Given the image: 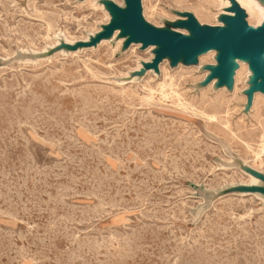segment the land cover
<instances>
[{
    "label": "rangeland",
    "instance_id": "1",
    "mask_svg": "<svg viewBox=\"0 0 264 264\" xmlns=\"http://www.w3.org/2000/svg\"><path fill=\"white\" fill-rule=\"evenodd\" d=\"M9 1L8 0H0V2H1L0 3V10L2 11V12L0 11V14H1L0 20H4V22L0 21V23H1L0 25L2 26V27L0 26L1 27L0 28V35H2V36H0V55L2 53V55L0 57V77H1L0 78V156H1L0 157V172H1L0 173V194H1L0 199L3 200V201L0 200V202H2V203H0L1 204V206H0V210H1V212H0V241H1L0 242V247H1L0 251H2V252H0V257H2V259L0 258L1 259L0 263L1 264H35V263L36 264H38V263L39 264H56V263L57 264H67V263L68 264H96V263L97 264H102V263L103 264H173L174 263L175 264V262H176L177 264H211V263L212 264L213 263L214 264H221V263L222 264H232V263L233 264H249V262H250V264H252V263L264 264V249H263L264 248V241H263L264 240V237H263L264 236V231H263L264 230V221H263L264 220V198H263L264 195H262L260 193L250 192L247 190L248 188L262 185L261 181H259V185L249 184L251 178L258 181V179H256L253 176V174L264 175V170H263L264 169V152L261 154V150H260L261 147L259 146V145H261L259 142V140H260V137H259L260 136L259 119L264 118V105L263 104L259 105V108L257 111L258 115H257L256 112H254L255 110L252 109L253 105L250 107V109H247V97L245 95V92L249 88V79L252 75L251 72H250L249 79L246 80V82H245V86L240 85V94L242 96H244L246 99L245 103L243 104L242 102H239L237 100V98L233 97L236 83H234V88L232 91H229L226 87L217 88L216 87V83L218 82L217 79L213 80L210 84H208L206 86L204 85L206 78L208 77V75H210V72L206 71L205 67L208 65H216L217 53L214 51L213 52H214L215 56L212 59V61L208 59V57H207V55L209 54L208 53L206 55L201 56L199 58V64L194 65V66H186V65H183L182 63H180V64H178L177 67H171V64H170L171 62L168 59H165L159 65V70H160L159 73H156L154 70H148V71L143 72L144 63H151L155 58V55L153 54L155 47H149V48L143 50L142 44L132 43L128 48H125V42L127 41V38H121L120 37L121 30L115 31L114 35L110 39L102 40L96 47L95 46L82 47V48H78L77 50H74V51L65 48L66 46L75 47L78 43H90L91 39L96 37V35L102 33L104 31V27L110 25L111 21L113 20V17L111 15L109 9L107 8L106 3L112 2L115 5H117L118 7L125 9L127 7L125 0H95V4L97 5L96 8L93 7L92 4H90V1H88V0H71V1L70 0H67V1L61 0V2H60V0H51V1H49V0H9ZM48 1H49L50 5H45V4H48L47 3ZM64 1H66V2H64ZM151 1H153V0H149V1L148 0H142L141 1L142 15L148 24H150L156 28H167L168 26H170V24L181 19L178 16V13H191V14H193L195 16V18L197 19V21L203 26L206 24H208L207 26H213V27H214V25L215 26L216 25L217 26L222 25L219 22V18H218L220 15H222V12H221L222 10H217L218 16H217L215 22H214V20H212V23H213V25H212L211 20H209V22H208V20H204V23H203V21L200 20V18H198V16L195 15V11L193 9L179 7L175 4L174 0H161V1L160 0H154L152 2L153 4L150 3ZM154 2H157V3H154ZM32 4H34V5H32ZM57 4H58V7H56ZM39 5H41V6L39 7ZM48 6H50V7H48ZM70 6H72V7H70ZM105 6H106V8H105ZM51 7H52V9L54 8V10H52ZM47 8H50V9H47ZM150 8H151V10H150ZM176 8L178 11L175 10ZM3 9H5V10H3ZM180 9L181 10L186 9V10H183L181 12ZM9 11H10V13H9ZM45 11H46V13H45ZM54 11H55V13H54ZM18 12H19V14H18ZM35 13H37V14H35ZM87 13H89V14H87ZM165 13H166V15H165ZM8 14H10V15H8ZM13 14H15V15H13ZM146 14H147V16H146ZM20 15H22V16H20ZM19 16H20V18H19ZM26 16H28L29 18L28 17L26 18ZM32 18L35 21L32 20ZM171 18H172V20H170ZM36 20H39V21H36ZM27 21H28V23H27ZM18 22H19V25H18ZM248 23H249V21H248ZM38 24H39V26H37ZM23 25H24V27H23ZM41 25L43 26V28ZM249 25L254 27V28L258 27L256 25H253L250 23H249ZM21 26H22V28H21ZM87 26H88V28H87ZM13 28H15V29H13ZM9 32H11L13 35H11ZM177 32L183 33L184 35H188V33L186 31H177ZM5 33L8 35H6ZM24 34L25 35L29 34L26 37L27 38L29 37L32 40H30L29 38L26 39ZM71 34H72V36H71ZM17 35H20V36H17ZM34 35L36 36V38H34L35 37ZM75 36H77V37H75ZM8 38H11V39H8ZM120 41H122V44H121L119 49H116L118 47ZM2 43L6 46H4ZM52 43H53V45H51ZM132 47H133V49L131 50ZM100 48H102V49H100ZM56 53H58V54H56ZM54 56H55V58H54ZM130 56L132 58H130ZM50 57H52V58H50ZM94 57H96V58H94ZM202 57L205 58L204 63H201V61H200ZM42 59H43V61H42ZM95 60H96V62H95ZM92 61H93V63H92ZM100 61H101V63H100ZM76 62L77 63L79 62V63L77 64ZM86 62H88L90 65ZM25 63H27V64H25ZM61 63L64 65H62ZM164 64H166L165 65V68L167 69L166 72H164L162 70V66ZM19 65H20V67H19ZM51 65H52V67H50ZM78 65H80L81 67ZM24 66H25V68H24ZM106 66H107V68H106ZM180 66L187 68L188 73L186 72L187 73L186 74V73L181 72V70L178 69ZM33 67H34V69H33ZM2 68H3V70H1ZM36 68H37V70H36ZM81 68L83 69V71ZM195 68H198V69H195ZM66 69H67V71H66ZM18 71H20V72H18ZM29 72H31L32 74ZM68 72H69V74H68ZM177 73L179 74V76ZM189 73H191V74H189ZM236 74H237V72H236ZM97 75L99 76V78ZM54 76H55V78H53ZM93 76L96 77V80L94 79ZM16 78H18V81ZM52 78L54 81L52 80ZM188 78H190V79H188ZM68 79H69V81H68ZM147 79H149V81ZM184 79H185V81H184ZM79 80H80V82H79ZM99 80H100V82H99ZM65 81H66V83H65ZM235 81H236V75H235ZM106 82H107V84H106ZM193 82H195V83H193ZM57 83H59V84H57ZM110 83H111V85H110ZM170 83L174 84L175 89H177V91L180 94H182L184 102H186L187 104H190L191 106H194L193 108H191L193 110L185 109L186 112H184L185 110L183 109V107L181 108L180 102H178L177 100H169V101L166 100L165 101L164 99H161V97L158 94L159 88L164 84H170ZM65 84H67V85H65ZM178 84H179V86H178ZM91 85H92V87H91ZM97 85L99 87H97ZM101 85H103L102 88H101ZM211 85H212V87L210 90L208 88ZM18 86H20L19 90H18ZM29 86L31 88H29ZM94 86H95V89H94ZM107 86H108V88H107ZM116 86H118V87H116ZM156 86H157V88H155ZM112 87L114 88V90H112L113 89ZM77 88H79L80 90ZM180 88H182V89H180ZM92 89H94V90H92ZM223 89L226 92V96H224V95L220 96L219 92ZM66 90H68L69 94ZM151 90L153 91L154 95L150 94ZM16 91H18V92H16ZM61 91H62V93H61ZM87 91H88V93H87ZM23 92H25V93H23ZM189 92H191V93H189ZM62 94L63 95L65 94L66 96L64 95V97H63ZM88 94H89V96H88ZM209 94H210V96H208ZM16 95H17V97H16ZM18 95H20V97ZM143 95H145V96H143ZM99 96H102V97H99ZM158 98H160V99H158ZM188 98H190V99H188ZM49 99H50V101H49ZM219 99L220 100H227L229 102V105H232V106H230V109L234 108L233 110L231 109L226 114L227 121H225V122L227 123V125H225L222 122H219L216 124L214 122H209L208 120L203 118L201 113H200V115L202 118L199 116V110L202 112H205L204 110H206V113L212 114L214 112L213 108H212V104L214 103V101L219 100ZM142 100H143V103H141ZM185 100H187V101H185ZM18 101H19V103H17ZM231 101H233V102H231ZM74 102L76 104H74ZM107 102H109V103H107ZM152 102H153V104H151ZM161 102H163V103H161ZM101 103H102V105H101ZM154 103H156V104H154ZM164 103H165V105H164ZM26 104H28V106ZM108 104H110L111 106ZM118 104H119V106H118ZM170 104H171V106H170ZM125 105H127V106L125 107ZM135 105H137V106H135ZM153 105H156V106L153 107ZM162 105L165 107L167 106V107L165 108ZM114 106H115V108H114ZM116 106L119 107L120 109L117 108ZM128 106L130 108H127ZM169 106H170V108H168ZM260 106H262V107H260ZM101 107H103V108H101ZM108 107H110V108H108ZM225 107L223 109L221 108V112H224L225 110H227V108H225ZM236 108H238V109H236ZM102 109H103L104 114L101 111ZM131 109H132V111H131ZM107 110H108V112H107ZM109 110L112 112H110ZM128 110H129V112H128ZM74 112L76 114H74ZM192 112H196V113H192ZM35 113L36 114L38 113L39 115L38 114L36 115ZM108 113H110L111 117ZM131 114H132V116H131ZM127 115L130 117H128ZM230 115H232V116H230ZM141 116L143 117L141 119L142 121L140 119H138V118H141ZM257 116H259V117L257 118ZM88 117H90L91 119ZM117 117H119V118H117ZM121 117H123V118H121ZM127 117H128V119H127ZM228 117H229V119H228ZM100 118L104 122H102ZM107 119L109 120V122L107 121ZM114 119L117 120L118 122L115 121ZM27 120L29 121V123ZM39 120H40V122H39ZM143 120L146 122H144ZM164 120H165V122H164ZM240 120H241V122H240ZM97 121H98V123H97ZM32 122H34V124L37 126H35ZM71 122H73V123H71ZM174 122H175V124H174ZM121 123H123V125H120ZM250 123H253V124H250ZM207 124L208 125L211 124V125L208 126ZM242 124H244V125H242ZM81 125L84 127H82ZM220 125H221V129L218 127ZM229 125H230V127H229ZM21 126H24V127H21ZM28 126H30V127H28ZM167 126H168V128H167ZM100 127H101V130H100ZM161 127H163V128H161ZM172 127H173V129H172ZM33 128H34V130H33ZM154 128H155V130H154ZM210 128H211V130H210ZM239 128H240V130H239ZM37 129H39V131ZM40 129H41V131H40ZM48 129H49V131H48ZM59 129H60V131H59ZM61 129H62V131H65L68 134L66 135L65 132L61 131ZM97 129H98V131H97ZM213 129H215V130H213ZM230 129H232V130H230ZM128 131L131 133H129ZM134 131H135V133H134ZM184 131H185V133H183ZM213 131H215V132H213ZM220 131H222V133ZM242 131L244 134L242 133ZM70 132H72V134ZM101 132H102V134H101ZM163 132H165L166 134ZM175 132H177V133H175ZM225 132H227V133H225ZM11 133H13V134H11ZM50 133H51V135H50ZM53 133H54V135H53ZM117 133H119V134H117ZM122 133H124V134L122 135ZM125 133H127V134H125ZM249 133H250V136L248 137ZM38 134H40V135H38ZM59 134H60V136H59ZM107 134H110V135L107 136ZM111 135L112 136L114 135V136L112 137ZM169 135H170V137H167ZM172 135H174V136H172ZM182 135L183 136L185 135V136L183 137ZM230 135H232V136H230ZM239 135H240V137H239ZM242 135H243V137H242ZM51 136H53V137L51 138ZM122 136H123V138H122ZM187 136L189 137V139ZM56 137H58V138L56 139ZM107 137H108V139H107ZM119 137L122 139V141ZM130 137H132V138H130ZM137 137L139 138V140ZM161 137H162V140H161ZM67 138H68V140H67ZM168 138H169L170 142H168ZM235 138H237L240 142ZM69 139H70V141L71 140L72 141L70 142ZM118 139H119V142H118ZM191 139H193V140H191ZM43 140H44V142H43ZM74 141L76 142V144H74L75 143ZM162 141H163V143H162ZM109 142H110V144H109ZM194 142H195V144H194ZM232 142H233V144H232ZM57 143H59V144H57ZM61 143H62V145H61ZM71 143H73L74 145ZM111 143H112V145H111ZM187 143H189V144L187 145ZM123 144H125V145H123ZM137 144H138V146H137ZM199 144H200V146H198ZM247 144L249 145L248 146L249 148L247 147ZM77 145H79V146H77ZM108 145H109V147H108ZM126 145H128V147H129L128 149H126L127 148ZM152 145H154V146H152ZM186 145H187V147H186ZM241 145H243V146H241ZM1 146H3V147H1ZM13 146H15V147H13ZM74 146L79 148V149H76ZM145 146H147V147H145ZM232 146L234 148H232ZM237 146H239V148ZM63 147H65V148L62 149ZM119 147H120V149H119ZM167 147H168V150H167ZM245 147H247L248 149H246ZM254 147H256V148H254ZM39 148H40V150H39ZM123 148L125 151L123 150ZM141 148H143V149H141ZM178 148H180L181 150ZM88 149H89V152H88ZM111 149H113V150H111ZM139 149H141V151ZM182 149H184V150H182ZM251 149H252V151H250ZM191 150H193V151H191ZM65 151H66V153H65ZM152 151H154V152L152 153ZM155 151H156V153H155ZM164 151L166 154L164 153ZM245 151L247 154L245 153ZM256 151H258V152L255 153ZM62 152L67 154V155L63 154ZM123 152L127 155H125ZM186 152H187V154H185ZM117 153H119V154H117ZM198 153H200V154L198 155ZM25 154H26V156H25ZM68 154H71V155H68ZM86 154H87V156H86ZM105 154H106V156H104ZM117 155H118V157H117ZM169 155H172V156H169ZM184 155H186V156H184ZM189 155L191 157H189ZM260 155H262V156H260ZM32 156H33V158H32ZM75 156H77L78 158ZM90 156H92V157H90ZM99 156H101V157H99ZM159 156L162 159H165L166 157L167 158L165 160H162ZM173 156L175 157V159ZM246 156H247V159H246ZM255 156H256V158H255ZM257 156L261 157V159H258ZM183 157L184 158L186 157V158L184 159ZM192 157H194V158H192ZM19 158H21V159H19ZM96 158H97V160H96ZM73 159H76V160H73ZM79 160H81V161L79 162ZM121 160H123V161H121ZM19 161H21V162H19ZM92 161H93V164L91 163ZM196 161L199 163H197ZM260 161H261V163H260ZM66 162H67V164H66ZM206 162H207V165H206ZM9 163H11V164H9ZM82 163H83V165H82ZM196 163H197V165H196ZM71 164H72V166H70ZM169 164L171 165V167ZM204 164H205V166H204ZM102 165H104V166H102ZM200 165H201V167H200ZM262 165H263V167H261ZM81 166H83V167H81ZM178 166H180V168ZM20 167H22V168H20ZM61 167L64 169H62ZM126 167H127V169H126ZM78 168H80V170ZM86 168H88L90 171ZM141 168H143V169H141ZM83 169H84V171H83ZM104 169H105V171H104ZM19 170H20L21 174L19 173ZM23 170H24V174H23ZM35 170H38V171L35 172ZM62 170H64V171H62ZM142 170H143V172H142ZM32 171H34V172H32ZM176 171H177V173H176ZM54 172H56V173H54ZM73 172H74V174H73ZM78 172H79V174H78ZM29 173H31V174H29ZM37 173L38 174L40 173L39 174L40 176ZM60 173H62V174H60ZM71 173L73 175H71ZM152 173H154V174H152ZM157 173H159V174H157ZM98 174H99V176H98ZM25 175H26V177H25ZM49 175H51V176H49ZM75 175H77L76 177H78L79 179L76 178ZM110 175L113 176V178ZM116 175H117V177H119V176H123V177L117 178V177H115ZM71 176L75 177V178L72 177L73 181L70 178ZM94 176H96V177H94ZM218 176H220V177H218ZM230 176H232V177L230 178ZM2 177H4V178H2ZM64 177L65 178L68 177V178L65 179ZM108 177H110V179ZM127 177H129V178L127 179ZM40 178H41V180H38ZM45 178H46V180H45ZM124 178H125V180H124ZM138 178L140 181L138 180ZM160 178H161V180H160ZM191 178H193V179H191ZM1 179H2V181H1ZM23 179H25V180H23ZM60 179H62V180L60 181ZM89 179H93V180H89ZM164 179H166V180H164ZM53 180H55V181H53ZM162 180H164V181H162ZM215 180H217V181H215ZM14 181H17V182H14ZM118 181H119V183H118ZM24 182H26V183H24ZM40 182H42V183H40ZM69 182H71L72 184L71 183L69 184ZM166 182H168V183H166ZM55 183H57V185ZM22 184H23V186H21ZM61 184L66 185V186L63 185L64 187L62 186L64 189L61 187ZM118 184H120V185L118 186ZM24 185H25V187H24ZM169 186H171V187L169 188ZM70 187L74 188V189L72 190ZM20 188H21V190H20ZM137 188L139 189V191ZM61 189H63V190H61ZM66 189H67V191H66ZM95 189H96V191H95ZM99 189L101 192L99 191ZM110 189H112V190H110ZM60 191H61V193H60ZM9 192H11L12 194ZM95 192H97V193L95 194ZM98 192L101 195H99ZM6 193L9 195H7ZM63 193H64V195H63ZM120 193H121V195H120ZM4 194L6 195V197H4L5 196ZM89 194H90V196H89ZM137 194H138V197H140V198H138V200H140V201L137 200ZM177 194H179V195H177ZM15 195H16V197H15ZM170 195H173V196H170ZM19 196H20V198H18ZM24 196H26V198ZM72 196H73V198H72ZM105 196H106V198H105ZM55 197L58 199L56 200ZM144 197H146L147 199ZM148 197H149V199L151 197L152 198L149 200ZM260 197H262L263 199H261ZM21 198H22V200H21ZM62 198L64 201L62 200ZM67 198H69V199H67ZM143 198L147 201L148 204L145 203L146 201L143 200ZM157 198H159L160 200ZM10 199H12V200H10ZM100 199L102 201H104V200L105 201L101 202ZM122 199H124V201ZM162 199H163V201H162ZM55 201H57V202L54 204ZM58 201H59V204H58ZM133 201H135V202H133ZM167 202H169L170 204ZM11 204H13V205H11ZM62 204H64V206ZM122 204L125 206H123ZM167 204H168V206H165ZM228 204H231V205H228ZM233 204H236V205H233ZM113 205L115 206V208ZM127 205H129V206H127ZM186 205H188V206H186ZM171 206H172V208H171ZM217 206H218V208H217ZM4 207L5 208L7 207L6 208L7 210ZM69 207H70V209H69ZM41 208H44V209L41 210ZM159 208H161V209H159ZM173 208H174V210H173ZM117 209H118V211H117ZM180 209H181V211H180ZM233 209H234V211H233ZM85 210H86V212H85ZM101 210H102V212H101ZM6 211L8 213H10L11 215L10 214L7 215ZM217 211H218V213H217ZM2 212H4V213H2ZM46 212H47V214H46ZM180 212H181V215H180ZM13 213H15L16 215ZM49 213H51V214H49ZM232 213H234V214H232ZM73 214H75L74 218H72ZM168 214H169V216H168ZM50 215H51V218H50ZM54 215H55V217H54ZM223 215H225V216H223ZM184 216H186V217H184ZM14 217H16V219ZM69 217H71V218L69 219ZM163 217H165L166 220ZM183 217L186 219H184ZM239 217L240 218L242 217V218L240 219ZM232 218L233 219L235 218V219L231 220ZM20 219H22V220L20 221ZM218 219H220V220H218ZM186 220H188V221H186ZM107 221H109V222H107ZM208 221H210V222H208ZM220 221H222V222H220ZM204 222H206V223H204ZM210 223H211V226H210ZM51 224H53L54 226ZM149 224H151V225H149ZM145 225L147 228L145 227ZM218 225H220L221 227L223 225L224 227L221 228ZM52 226H53V228H52ZM205 226L207 227V229L203 228ZM226 227H227V229H226ZM259 227H261V229ZM246 228H247V230H246ZM251 228H252V230H251ZM254 228H255V230H254ZM204 230L205 231L207 230L208 233L204 232ZM213 231H214V233H213ZM223 231H225V232H223ZM231 232L233 234H231ZM201 233H203V234H201ZM210 233H212L213 235ZM249 233H250V235H249ZM14 234H15V236H14ZM121 234L123 237L121 236ZM205 234L206 235L208 234V235L206 236ZM10 235H11V237H10ZM132 235H133V237H132ZM135 235H136V237H135ZM1 236H3L5 239ZM24 236H26V237H24ZM245 236H247V237L244 239ZM22 237H23V240H21ZM216 237H218V238H216ZM236 237H238L239 241L237 240ZM239 237H241V238H239ZM49 238H50V240H48ZM96 238H97V240H95ZM224 238H225V240H223ZM87 239L91 242H89ZM107 239H108V242L106 241ZM166 239H168V240H166ZM257 239H259L260 241ZM9 240L12 242V244H11V242H9ZM37 240H39V241H37ZM132 240H134V242H132ZM221 240H222L223 245H222V243H219V242H221ZM102 241H103V243H105V245L102 243ZM137 241H140V242H137ZM225 241H226V243H225ZM124 242H126V243H124ZM183 242H184V244L182 245ZM205 242L208 244L210 243L209 244L210 246L208 244L206 245ZM215 242H217V243H215ZM237 242H238V244H237ZM258 242H260V243H258ZM100 243L103 246H100ZM247 243L251 244V246ZM56 244H58V245H56ZM93 244H94L96 249L93 247ZM135 244H137V245H135ZM34 245H35V247H34ZM46 245H48V246H46ZM123 245L126 246L127 248L124 247ZM213 245H214V247H213ZM218 245H219V248H218ZM13 246H15V248H13ZM104 246L106 248H104ZM163 246H165V247H163ZM178 247H180V248H178ZM209 247H210V249H209ZM249 247H251V248L249 249ZM253 247H254V249H253ZM261 247H262V249H261ZM10 248H12V252H9V251H11ZM99 248H100V250H99ZM120 248H122V249H120ZM94 249H95V251H92ZM128 249H130V250L128 251ZM161 249L164 251L162 252ZM206 249H208L209 251ZM98 250H99V252H98ZM120 250H123V251L121 252ZM151 250H152V252H151ZM174 250H178V251H174ZM205 250H206V252H205ZM226 250H229V251H226ZM258 250H260V251H258ZM16 251H19V252L15 253ZM124 251H126V252H124ZM198 251H200V252H198ZM118 252H120V253L118 254ZM225 252H227V253H225ZM96 253H98V254H96ZM105 253H106V255H105ZM163 253H165V254H163ZM212 253H214L215 255ZM233 253H236V254L233 255ZM255 253H256V255H255ZM109 254H111V255H109ZM43 255L45 256L46 261H45V258L43 257ZM21 256H22V258H21ZM124 256H126V257H124ZM143 256H144V258H143ZM188 256H190V257H188ZM228 256L232 257V258L229 259ZM38 257L40 258L41 261L39 260ZM48 257H50V259ZM219 257L221 259H219ZM257 257H258V260H257ZM81 258H82V260H79ZM91 258H93V259H91ZM109 258L111 261L109 260ZM224 258H226V261ZM33 259H35V260H33ZM131 259H133V260H131ZM191 259L193 260V262ZM227 259L229 261H227ZM232 259H234V260H232ZM36 260L37 261L39 260V261L37 262ZM72 260H73V263H72ZM84 260L87 262H85ZM175 260H177V261H175ZM121 261H123V262H121ZM155 261H156V263H155ZM162 261H163V263H162ZM232 261H234V262H232ZM254 261H256L257 263Z\"/></svg>",
    "mask_w": 264,
    "mask_h": 264
},
{
    "label": "water",
    "instance_id": "2",
    "mask_svg": "<svg viewBox=\"0 0 264 264\" xmlns=\"http://www.w3.org/2000/svg\"><path fill=\"white\" fill-rule=\"evenodd\" d=\"M142 0H125V9L112 2H107L113 20L104 27V31L91 39L90 43H78L75 47L66 46L70 50L82 47L97 46L102 40L110 39L115 31L121 30L120 37L127 38L125 48L132 43L142 44V49L155 47L154 60L144 63V70L159 73V65L168 59L171 67L182 63L186 66L199 64V58L210 52H216V65L205 67L210 75L204 85L217 79V88L226 87L232 91L235 75L240 62L248 65L251 77L249 88L245 92L247 109L254 103L257 93L264 95V21L254 28L248 23V14L236 0H227L230 6L219 16L221 26L201 25L191 13H178L181 18L167 28H156L148 24L142 15ZM177 31H186L188 35ZM262 182L261 186L248 188L250 192L264 195V175L253 174Z\"/></svg>",
    "mask_w": 264,
    "mask_h": 264
},
{
    "label": "bare ground",
    "instance_id": "3",
    "mask_svg": "<svg viewBox=\"0 0 264 264\" xmlns=\"http://www.w3.org/2000/svg\"><path fill=\"white\" fill-rule=\"evenodd\" d=\"M9 1V0H8ZM49 1H51V0H49ZM49 1L47 2L48 4H45V5H50L49 4ZM67 1V0H66ZM66 1H64V2H66ZM71 1V0H70ZM88 1H90V4H92V6L93 7H97V5L95 4V0H88ZM149 1V0H148ZM154 1V0H153ZM153 1H151L150 3H152ZM161 1V0H160ZM240 5H241V7L242 8H244L245 10H246V12H247V14H248V21H249V23L250 24H253V25H256V26H260V25H262V23H263V21H264V0H236ZM10 2V1H9ZM46 2V1H45ZM60 2H61V0H60ZM174 2H175V4L177 5V6H179V7H182V8H190V9H193L194 11H195V15L196 16H198V18H200V20H202L203 21V23H204V20H208V22H209V20H211V23H212V20H214V22H215V20H216V18H217V16H218V14H217V10H222L221 12H222V14L224 13V9H226V8H228L229 6H230V2L229 1H227V0H174ZM1 3V2H0ZM53 3V2H52ZM120 3V2H119ZM148 3V2H147ZM154 3H157V2H154ZM160 3V2H159ZM37 4V3H36ZM72 4V3H71ZM121 4V3H120ZM153 4V3H152ZM7 5V4H6ZM26 5V4H25ZM32 5H34V4H32ZM42 5V4H41ZM41 5H39V7L41 6ZM44 5V6H45ZM148 5V4H147ZM20 6V5H19ZM60 6V5H59ZM145 6V5H144ZM168 6V5H167ZM3 7V6H2ZM48 7H50V6H48ZM56 7H58V4H57V6ZM70 7H72V6H70ZM75 7V6H74ZM4 8V7H3ZM105 8H106V6H105ZM152 8V7H151ZM151 8H150V10H151ZM161 8V7H160ZM167 8V7H166ZM171 8V7H170ZM47 9H50V8H47ZM51 9H52V7H51ZM3 10H5V9H3ZM41 10V9H40ZM44 10V9H43ZM52 10H54V8L52 9ZM51 10V11H52ZM67 10V9H66ZM108 10V9H107ZM158 10V9H157ZM163 10V9H162ZM175 10H177V8L175 9ZM181 10V9H180ZM179 10V11H180ZM183 10H186V9H183ZM183 10H181V12L183 11ZM1 11V10H0ZM7 11V10H6ZM23 11V10H22ZM39 11V10H38ZM61 11V10H60ZM178 11V10H177ZM2 12V11H1ZM5 12V11H4ZM35 12V11H34ZM41 12V11H40ZM44 12V11H43ZM70 12V11H69ZM154 12V11H153ZM164 12V11H163ZM9 13H10V11H9ZM45 13H46V11H45ZM48 13V12H47ZM54 13H55V11H54ZM58 13V12H57ZM64 13V12H63ZM76 13V12H75ZM147 13V12H146ZM193 13V12H192ZM16 14V13H15ZM15 14H13V15H15ZM18 14H19V12H18ZM35 14H37V13H35ZM51 14V13H50ZM87 14H89V13H87ZM159 14V13H158ZM161 14V13H160ZM1 15V14H0ZM6 15V14H5ZM8 15H10V14H8ZM165 15H166V13H165ZM20 16H22V15H20ZM20 16H19V18H20ZM59 16V15H58ZM78 16V15H77ZM146 16H147V14H146ZM163 16V15H162ZM161 16V17H162ZM170 16V15H169ZM2 17V16H1ZM16 17V16H15ZM24 17V16H23ZM28 16H26V18H27ZM88 17V16H87ZM173 17V16H172ZM29 18V17H28ZM74 18V17H73ZM148 18V17H147ZM219 18V17H218ZM81 19V18H80ZM32 20H34L33 18H32ZM40 20V19H39ZM39 20H36V21H39ZM42 20V19H41ZM51 20V19H50ZM151 20V19H150ZM170 20H172V18L170 19ZM0 21H3L4 22V20H0ZM19 21V20H18ZM23 21V20H22ZM21 21V22H22ZM35 21V20H34ZM201 21V22H202ZM2 22V23H3ZM17 22V21H16ZM26 22V21H25ZM24 22V23H25ZM41 22V21H40ZM84 22V21H83ZM158 22V21H157ZM6 23V22H5ZM8 23V22H7ZM27 23H28V21H27ZM44 23V22H43ZM1 24V23H0ZM26 24V23H25ZM69 24V23H68ZM206 24V23H205ZM215 24V23H214ZM18 25H19V22H18ZM28 25V24H27ZM206 25H208V24H206ZM210 25V24H209ZM212 25H213V23H212ZM1 26V25H0ZM8 26V25H7ZM36 26V25H35ZM37 26H39V24L37 25ZM36 26V27H37ZM42 26V25H41ZM48 26V25H47ZM82 26V25H81ZM215 26V25H214ZM217 26V25H216ZM255 26V27H256ZM2 27V26H1ZM0 27V28H1ZM6 27V26H5ZM23 27H24V25H23ZM32 27V26H31ZM64 27V26H63ZM92 27V26H91ZM21 28H22V26H21ZM42 28H43V26H42ZM65 28V27H64ZM87 28H88V26H87ZM13 29H15V28H13ZM27 29V28H26ZM51 29V28H50ZM71 29V28H70ZM28 30V29H27ZM32 30V29H31ZM30 30V31H31ZM39 30V29H38ZM13 31V30H12ZM21 31V30H20ZM37 31V30H36ZM42 31V30H41ZM7 32V31H6ZM29 32V31H28ZM35 32V31H34ZM8 33V32H7ZM11 35H13L11 32H9ZM14 33V32H13ZM18 33V32H17ZM27 33V32H26ZM30 33V32H29ZM33 33V32H32ZM40 33V32H39ZM38 33V34H39ZM49 33V32H48ZM70 33V32H69ZM72 33V32H71ZM81 33V32H80ZM6 34V33H5ZM9 34V35H10ZM6 35H8V34H6ZM23 35V34H22ZM25 35V34H24ZM27 35H29V34H27ZM27 35H25V37L27 36ZM40 35V34H39ZM0 36H2V35H0ZM5 36V35H4ZM17 36H20V35H17ZM35 36V35H34ZM38 36V35H37ZM41 36V35H40ZM71 36H72V34H71ZM24 37V36H23ZM22 37V38H23ZM43 37V36H42ZM41 37V38H42ZM47 37V36H46ZM75 37H77V36H75ZM20 38V37H19ZM29 38V37H28ZM27 37H26V39H28ZM34 38H36V36L34 37ZM33 38V39H34ZM39 38V37H38ZM8 39H11V38H8ZM30 39V38H29ZM22 40V39H21ZM30 40H32V39H30ZM20 41V40H19ZM35 41V40H34ZM47 41V40H46ZM3 44V43H2ZM56 44V43H55ZM121 44H122V41H120V43H119V45H118V47L116 48V49H119L120 48V46H121ZM4 45V44H3ZM12 45V44H11ZM51 45H53V43L51 44ZM4 46H6V45H4ZM40 46V45H39ZM41 47V46H40ZM39 47V48H40ZM19 48V47H18ZM21 48V47H20ZM6 49V48H5ZM26 49V48H25ZM42 49V48H41ZM100 49H102V48H100ZM99 49V50H100ZM133 49V47L131 48V50ZM98 50V51H99ZM8 51V50H7ZM74 51V50H73ZM58 52V51H57ZM56 54H58V53H56ZM1 55H2V53H1ZM1 55H0V57H1ZM9 55V54H8ZM91 55V54H90ZM94 55V54H93ZM4 56V55H3ZM88 56V55H87ZM133 56V55H132ZM214 56H215V54H214V52H211V53H209L208 55H207V57H208V59L209 60H211L212 61V59L214 58ZM6 57V56H5ZM49 57V56H48ZM76 57V56H75ZM109 57V56H108ZM50 58H52V57H50ZM54 58H55V56H54ZM82 58V57H81ZM94 58H96V57H94ZM130 58H132L131 56H130ZM48 59V58H47ZM101 59V58H100ZM105 60V59H104ZM103 60V61H104ZM42 61H43V59H42ZM57 61V60H56ZM89 61V60H88ZM201 63H204V61H205V58L204 57H202L201 58ZM27 62V61H26ZM29 62V61H28ZM39 62V61H38ZM72 62V61H71ZM90 62V61H89ZM95 62H96V60H95ZM107 62V61H106ZM30 63V62H29ZM50 63V62H49ZM58 63V62H57ZM67 63V62H66ZM77 63V62H76ZM79 63V62H78ZM77 63V64H78ZM86 63H88V62H86ZM91 63V62H90ZM92 63H93V61H92ZM100 63H101V61H100ZM25 64H27V63H25ZM51 64V63H50ZM62 64V63H61ZM72 64V63H71ZM89 64V63H88ZM99 64V63H98ZM105 64V63H104ZM109 64V63H108ZM62 65H64V64H62ZM90 65V64H89ZM96 65V64H95ZM165 65L166 64H164L163 66H162V70L164 71V72H166L167 71V69L165 68ZM43 66V65H42ZM71 66V65H70ZM78 66H80V65H78ZM97 66V65H96ZM19 67H20V65H19ZM23 67V66H22ZM47 67V66H46ZM50 67H52V65L50 66ZM81 67V66H80ZM92 67V66H91ZM109 67V66H108ZM24 68H25V66H24ZM75 68V67H74ZM98 68V67H97ZM106 68H107V66H106ZM5 69V68H4ZM33 69H34V67H33ZM63 69V68H62ZM82 69V68H81ZM101 69V68H100ZM111 69V68H110ZM178 69H180L181 70V72H183V73H186L187 72V68H184L183 66H180ZM195 69H198V68H195ZM1 70H3V68L1 69ZM6 70V69H5ZM8 70V69H7ZM25 70V69H24ZM30 70V69H29ZM36 70H37V68H36ZM40 70V69H39ZM58 70V69H57ZM73 70V69H72ZM12 71V70H11ZM46 71V70H45ZM61 71V70H60ZM66 71H67V69H66ZM70 71V70H69ZM82 71H83V69H82ZM99 71V70H98ZM5 72V71H4ZM7 72V71H6ZM18 72H20V71H18ZM49 72V71H48ZM65 72V71H64ZM75 72V71H74ZM23 73V72H22ZM29 73H31V72H29ZM35 73V72H34ZM41 73V72H40ZM52 73V72H51ZM77 73V72H76ZM106 73V72H105ZM180 73V72H179ZM188 73V72H187ZM186 73V74H187ZM193 73V72H192ZM8 74V73H7ZM24 74V73H23ZM32 74V73H31ZM48 74V73H47ZM68 74H69V72H68ZM67 74V75H68ZM90 74V73H89ZM103 74V73H102ZM110 74V73H109ZM178 74V73H177ZM189 74H191V73H189ZM5 75V74H4ZM14 75V74H13ZM36 75V74H35ZM41 75V74H40ZM43 75V74H42ZM78 75V74H77ZM12 76V75H11ZM15 76V75H14ZM24 76V75H23ZM39 76V75H38ZM59 76V75H58ZM80 76V75H79ZM98 76V75H97ZM110 76V75H109ZM178 76H179V74H178ZM192 76V75H191ZM3 77V76H2ZM7 77V76H6ZM18 77V76H17ZM48 77V76H47ZM94 77V76H93ZM249 77H250V71H249V68H248V66L246 65V64H244L243 62H240V68H239V70L237 71V74H236V81H235V83H236V86H235V91H234V94H233V97H235V98H237V100L239 101V102H242L243 104L245 103V101H246V99H245V97L244 96H242L241 94H240V85H244L245 86V82H246V80H248L249 79ZM1 78V77H0ZM15 78V77H14ZM53 78H55V76L53 77ZM53 78H52V80H53ZM57 78V77H56ZM98 78H99V76H98ZM180 78V77H179ZM184 78V77H183ZM6 79V78H5ZM13 79V78H12ZM11 79V80H12ZM17 79V81H18V78H16ZM24 79V78H23ZM35 79V78H34ZM37 79V78H36ZM51 79V78H50ZM94 79L96 80V77H94ZM102 79V78H101ZM188 79H190V78H188ZM45 80V79H44ZM49 80V79H48ZM137 80V79H136ZM148 81H149V79H147ZM153 80V79H152ZM168 80V79H167ZM180 80V79H179ZM183 80V79H182ZM16 81V82H17ZM54 81V80H53ZM60 81V80H59ZM68 81H69V79H68ZM142 81V80H141ZM151 81V80H150ZM184 81H185V79H184ZM56 82V81H55ZM54 82V83H55ZM63 82V81H62ZM79 82H80V80H79ZM94 82V81H93ZM99 82H100V80H99ZM173 82V81H172ZM53 83V84H54ZM65 83H66V81H65ZM76 83V82H75ZM98 83V82H97ZM105 83V82H104ZM109 83V82H108ZM148 83V82H147ZM186 83V82H185ZM193 83H195V82H193ZM43 84V83H42ZM57 84H59V83H57ZM71 84V83H70ZM74 84V83H73ZM96 84V83H95ZM106 84H107V82H106ZM127 84V83H126ZM139 84V83H138ZM159 84V83H158ZM192 84V83H191ZM26 85V84H25ZM46 85V84H45ZM63 85V84H62ZM65 85H67V84H65ZM94 85V84H93ZM110 85H111V83H110ZM124 85V84H123ZM122 85V86H123ZM147 85V84H146ZM7 86V85H6ZM10 86V85H9ZM36 86V85H35ZM89 86V85H88ZM102 86L103 85H101V88H102ZM149 86V85H148ZM152 86V85H151ZM159 86V85H158ZM178 86H179V84H178ZM190 86V85H189ZM58 87V86H57ZM91 87H92V85H91ZM97 87H99L98 85H97ZM116 87H118V86H116ZM121 87V86H120ZM124 87V86H123ZM211 87H212V85L208 88V89H210L211 90ZM242 87V86H241ZM19 88H20V86H18V90H19ZM23 88V87H22ZM29 88H31L30 86H29ZM28 88V89H29ZM60 88V87H59ZM86 88V87H85ZM107 88H108V86H107ZM113 88V87H112ZM111 88V89H112ZM130 88V87H129ZM154 88V87H153ZM155 88H157V86L155 87ZM179 88V87H178ZM245 88V87H244ZM53 89V88H52ZM77 89H79V88H77ZM94 89H95V86H94ZM94 89H92V90H94ZM131 89V88H130ZM180 89H182V88H180ZM3 90V89H2ZM5 90V89H4ZM7 90V89H6ZM57 90V89H56ZM75 90V89H74ZM80 90V89H79ZM84 90V89H83ZM88 90V89H87ZM103 90V89H102ZM112 90H114V88L112 89ZM121 90V89H120ZM128 90V89H127ZM137 90V89H136ZM150 90V89H149ZM197 90V89H196ZM25 91V90H24ZM67 92H68V90H66ZM82 91V90H81ZM146 91V90H145ZM144 91V92H145ZM242 91V90H241ZM16 92H18V91H16ZM21 92V91H20ZM66 92V93H67ZM86 92V91H85ZM115 92V91H114ZM120 92V91H119ZM129 92V91H128ZM187 92V91H186ZM210 92V91H209ZM14 93V92H13ZM23 93H25V92H23ZM41 93V92H40ZM61 93H62V91H61ZM60 93V94H61ZM87 93H88V91H87ZM125 93V92H124ZM127 93V92H126ZM133 93V92H132ZM138 93V92H137ZM185 93V92H184ZM189 93H191V92H189ZM208 93V92H207ZM206 93V94H207ZM220 96L222 95H224V96H226V92H225V90L223 89V90H221L220 92ZM39 94V93H38ZM68 94H69V92H68ZM74 94V93H73ZM98 94V93H97ZM103 94V93H102ZM150 94L151 95H154L153 94V91L151 90L150 91ZM158 94H159V96L161 97V99H164L165 101L166 100H177L178 102H180V105H181V108L183 107V109L185 110V109H191V108H193L194 106H191L190 104H187L186 102H184V100H183V97H182V94H180L178 91H177V89H175V85L174 84H172V83H170V84H164V85H162L160 88H159V91H158ZM203 94V93H202ZM15 95V94H14ZM13 95V96H14ZM63 95V94H62ZM65 95V94H64ZM64 95H63V97H64ZM130 95V94H129ZM137 95V94H136ZM142 95V94H141ZM157 95V94H156ZM19 97H20V95H18ZM66 96V95H65ZM70 96V95H69ZM79 96V95H78ZM77 96V97H78ZM88 96H89V94H88ZM94 96V95H93ZM98 96V95H97ZM104 96V95H103ZM106 96V95H105ZM143 96H145V95H143ZM187 96V95H186ZM190 96V95H189ZM188 96V97H189ZM207 96V95H206ZM208 96H210V94L208 95ZM16 97H17V95H16ZM22 97V96H21ZM55 97V96H54ZM75 97V96H74ZM87 97V96H86ZM99 97H102V96H99ZM132 97V96H131ZM130 97V98H131ZM135 97V96H134ZM151 97V96H150ZM202 97V96H201ZM26 98V97H25ZM56 98V97H55ZM58 98V97H57ZM68 98V97H67ZM66 98V99H67ZM93 98V97H92ZM129 98V99H130ZM141 98V97H140ZM143 98V97H142ZM157 98V97H156ZM213 98V97H212ZM19 99V98H18ZM52 99V98H51ZM61 99V98H60ZM72 99V98H71ZM74 99V98H73ZM77 99V98H76ZM95 99V98H94ZM135 99V98H134ZM146 99V98H145ZM158 99H160V98H158ZM188 99H190V98H188ZM199 99V98H198ZM203 99V98H202ZM226 99V98H225ZM10 100V99H9ZM133 100V99H132ZM136 100V99H135ZM149 100V99H148ZM154 100V99H153ZM193 100V99H192ZM208 100V99H207ZM24 101V100H23ZM49 101H50V99H49ZM118 101V100H117ZM131 101V100H130ZM146 101V100H145ZM156 101V100H155ZM161 101V100H160ZM185 101H187V100H185ZM60 102V101H59ZM68 102V101H67ZM79 102V101H78ZM98 102V101H97ZM112 102V101H111ZM114 102V101H113ZM123 102V101H122ZM158 102V101H157ZM173 102V101H172ZM171 102V103H172ZM190 102V101H189ZM195 102V101H194ZM231 102H233V101H231ZM8 103V102H7ZM17 103H19V101L17 102ZM95 103V102H94ZM105 103V102H104ZM107 103H109V102H107ZM118 103V102H117ZM116 103V104H117ZM126 103V102H125ZM138 103V102H137ZM141 103H143V100H142V102ZM145 103V102H144ZM150 103V102H149ZM161 103H163V102H161ZM197 103V102H196ZM212 103V102H211ZM9 104V103H8ZM65 104V103H64ZM74 104H76L75 102H74ZM73 104V105H74ZM92 104V103H91ZM106 104V103H105ZM122 104V103H121ZM147 104V103H146ZM151 104H153V102L151 103ZM154 104H156V103H154ZM175 104V103H174ZM232 104V103H231ZM261 104H263L264 105V96L262 95V94H260V93H257L256 95H255V98H254V104H253V110H255L254 112H256V114H257V111H258V108H259V105H261ZM27 106H28V104H26ZM72 105V106H73ZM100 105V104H99ZM101 105H102V103H101ZM108 105H110V104H108ZM123 105V104H122ZM164 105H165V103H164ZM179 105V106H180ZM196 105V104H195ZM77 106V105H76ZM98 106V105H97ZM111 106V105H110ZM118 106H119V104H118ZM124 106V105H123ZM127 105H125V107H126ZM135 106H137V105H135ZM134 106V107H135ZM141 106V105H140ZM148 106V105H147ZM154 106H156V105H153V107ZM163 106V105H162ZM170 106H171V104H170ZM170 106L168 107V108H170ZM174 106V105H173ZM177 106V105H176ZM204 106V105H203ZM226 106V107H225ZM230 106H232V105H229V102L227 101V100H216V101H214V103L212 104V108H213V113L212 114H209V113H206V110H204L205 112H202V111H200L199 110V116L201 117V115H200V113L202 114V116H203V118H205L206 120H208L209 122H214L215 124L216 123H219V122H222V123H224L225 125H227V123L225 122V121H227V119H226V114L232 109H230ZM99 107V106H98ZM107 107V106H106ZM117 107V106H116ZM151 107V106H150ZM163 107H165V106H163ZM167 107V106H166ZM165 107V108H166ZM178 107V106H177ZM227 108V110H225L224 112H221V108L223 109V108ZM260 107H262V106H260ZM12 108V107H11ZM81 108V107H80ZM101 108H103V107H101ZM100 108V109H101ZM108 108H110V107H108ZM114 108H115V106H114ZM117 108H119V107H117ZM127 108H130L129 106L127 107ZM140 108V107H139ZM174 108V107H173ZM207 108V107H206ZM67 109V108H66ZM76 109V108H75ZM89 109V108H88ZM97 109V108H96ZM120 109V108H119ZM133 109V108H132ZM132 109H131V111H132ZM143 109V108H142ZM163 109V108H162ZM198 109V108H197ZM200 109V108H199ZM234 109V108H233ZM232 109V110H233ZM236 109H238V108H236ZM44 110V109H43ZM82 110V109H81ZM112 110V109H111ZM117 110V109H116ZM115 110V111H116ZM130 110V109H129ZM129 110H128V112H129ZM191 110H193V109H191ZM241 110V109H240ZM260 110V109H259ZM74 111V110H73ZM77 111V110H76ZM102 111V113H103V109L101 110ZM110 111V110H109ZM130 111V112H131ZM173 111V110H172ZM183 111V110H182ZM188 111V110H187ZM198 111V110H197ZM237 111V110H236ZM261 111V110H260ZM47 112V111H46ZM88 112V111H87ZM107 112H108V110H107ZM110 112H112V111H110ZM125 112V111H124ZM184 112H186V110L184 111ZM211 112V111H210ZM71 113V112H70ZM101 113V114H102ZM120 113V112H119ZM141 113V112H140ZM163 113V112H162ZM192 113H196V112H192ZM236 113V112H235ZM36 114V113H35ZM38 114V113H37ZM36 114V115H37ZM55 114V113H54ZM74 114H76L75 112H74ZM104 114V113H103ZM109 115H110V113H108ZM112 114V113H111ZM121 114V113H120ZM123 114V113H122ZM138 114V113H137ZM191 114V113H190ZM255 114V113H254ZM39 115V114H38ZM66 115V114H65ZM64 115V116H65ZM69 115V114H68ZM73 115V114H72ZM97 115V114H96ZM116 115V114H115ZM187 115V114H186ZM233 115V114H232ZM232 115H230V116H232ZM251 115V114H250ZM258 115V114H257ZM74 116V115H73ZM108 116V115H107ZM118 116V115H117ZM125 116V115H124ZM128 116V115H127ZM131 116H132V114H131ZM163 116V115H162ZM67 117V116H66ZM80 117V116H79ZM82 117V116H81ZM110 117H111V115H110ZM120 117V116H119ZM119 117H117V118H119ZM128 117H130V116H128ZM128 117H127V119H128ZM137 117V116H136ZM153 117V116H152ZM259 116H257V118H258ZM5 118V117H4ZM88 118H90V117H88ZM96 118V117H95ZM121 118H123V117H121ZM143 117L141 116V118H138V119H142ZM148 118V117H147ZM150 118V117H149ZM159 118V117H158ZM161 118V117H160ZM164 118V117H163ZM202 118V117H201ZM71 119V118H70ZM81 119V118H80ZM83 119V118H82ZM91 119V118H90ZM97 119V118H96ZM101 119V118H100ZM99 119V120H100ZM126 119V120H127ZM155 119V118H154ZM171 119V118H170ZM228 119H229V117H228ZM242 119V118H241ZM3 120V119H2ZM38 120V119H37ZM78 120V119H77ZM98 120V121H99ZM115 120V119H114ZM120 120V119H119ZM135 120V119H134ZM163 120V119H162ZM167 120V119H166ZM190 120V119H189ZM257 120V119H256ZM28 121V120H27ZM69 121V120H68ZM91 121V120H90ZM98 121H97V123H98ZM101 121H102V119H101ZM106 121V120H105ZM107 121L109 122V120L107 119ZM115 121H117V120H115ZM122 121V120H121ZM128 121V120H127ZM142 121V120H141ZM144 121V120H143ZM158 121V120H157ZM169 121V120H168ZM171 121V120H170ZM195 121V120H194ZM250 121V120H249ZM255 121V120H254ZM258 121V120H257ZM24 122V121H23ZM22 122V123H23ZM39 122H40V120H39ZM75 122V121H74ZM84 122V121H83ZM82 122V123H83ZM102 122H104V121H102ZM111 122V121H110ZM118 122V121H117ZM138 122V121H137ZM144 122H146V121H144ZM152 122V121H151ZM156 122V121H155ZM163 122V121H162ZM164 122H165V120H164ZM167 122V121H166ZM172 122V121H171ZM231 122V121H230ZM240 122H241V120H240ZM20 123V122H19ZM27 123V122H26ZM28 123H29V121H28ZM33 124H34V122H32ZM71 123H73V122H71ZM92 123V122H91ZM90 123V124H91ZM112 123V122H111ZM116 123V122H115ZM124 123V122H123ZM123 123H121L120 125H123ZM127 123V122H126ZM136 123V122H135ZM159 123V122H158ZM157 123V124H158ZM200 123V122H199ZM8 124V123H7ZM41 124V123H40ZM51 124V123H50ZM78 124V123H77ZM85 124V123H84ZM105 124V123H104ZM118 124V123H117ZM142 124V123H141ZM162 124V123H161ZM170 124V123H169ZM174 124H175V122H174ZM177 124V123H176ZM201 124V123H200ZM213 124V123H212ZM232 124V123H231ZM246 124V123H245ZM250 124H253V123H250ZM259 124H260V140H259V142H260V144L261 145H259L260 147H261V154L264 152V118H261V119H259ZM258 124V125H259ZM30 125V124H29ZM35 125V124H34ZM93 125V124H92ZM97 125V124H96ZM109 125V124H108ZM139 125V124H138ZM147 125V124H146ZM208 125V124H207ZM211 125V124H210ZM210 125H208V126H210ZM218 125V124H217ZM234 125V124H233ZM242 125H244V124H242ZM11 126V125H10ZM35 126H37V125H35ZM53 126V125H52ZM51 126V127H52ZM82 126V125H81ZM113 126V125H112ZM133 126V125H132ZM157 126V125H156ZM163 126V125H162ZM216 126V125H215ZM21 127H24V126H21ZM28 127H30V126H28ZM43 127V126H42ZM58 127V126H57ZM61 127V126H60ZM82 127H84V126H82ZM89 127V126H88ZM144 127V126H143ZM153 127V126H152ZM164 127V126H163ZM163 127H161V128H163ZM195 127V126H194ZM220 129H221V125L220 126H218ZM229 127H230V125H229ZM39 128V127H38ZM44 128V127H43ZM48 128V127H47ZM75 128V127H74ZM124 128V127H123ZM122 128V129H123ZM140 128V127H139ZM160 128V129H161ZM167 128H168V126H167ZM207 128V127H206ZM228 128V127H227ZM234 128V127H233ZM232 128V129H233ZM11 129V128H10ZM20 129V128H19ZM42 129V128H41ZM41 129H40V131H41ZM46 129V128H45ZM96 129V128H95ZM109 129V128H108ZM116 129V128H115ZM118 129V128H117ZM128 129V128H127ZM130 129V128H129ZM132 129V128H131ZM172 129H173V127H172ZM182 129V128H181ZM197 129V128H196ZM219 129V130H220ZM232 129H230V130H232ZM33 130H34V128H33ZM38 131H39V129H37ZM36 130V131H37ZM43 130V129H42ZM56 130V129H55ZM54 130V131H55ZM100 130H101V127H100ZM120 130V129H119ZM134 130V129H133ZM137 130V129H136ZM140 130V129H139ZM154 130H155V128H154ZM159 130V129H158ZM184 130V129H183ZM210 130H211V128H210ZM213 130H215V129H213ZM239 130H240V128H239ZM48 131H49V129H48ZM59 131H60V129H59ZM61 131H62V129H61ZM93 131V130H92ZM97 131H98V129H97ZM96 131V132H97ZM115 131V130H114ZM117 131V130H116ZM148 131V130H147ZM196 131V130H195ZM225 131V130H224ZM19 132V131H18ZM21 132V131H20ZM62 132H65V131H62ZM61 132V133H62ZM95 132V133H96ZM129 132V131H128ZM149 132V131H148ZM162 132V131H161ZM182 132V131H181ZM213 132H215V131H213ZM221 133H222V131H220ZM228 132V131H227ZM227 132H225V133H227ZM230 132V131H229ZM16 133V132H15ZM36 133V132H35ZM66 133V132H65ZM71 134H72V132H70ZM91 133V132H90ZM108 133V132H107ZM115 133V132H114ZM113 133V134H114ZM129 133H131V132H129ZM134 133H135V131H134ZM139 133V132H138ZM141 133V132H140ZM155 133V132H154ZM163 133H165V132H163ZM175 133H177V132H175ZM183 133H185V131L183 132ZM196 133V132H195ZM203 133V132H202ZM205 133V132H204ZM220 133V134H221ZM241 133V132H240ZM242 133H243V131H242ZM11 134H13V133H11ZM48 134V133H47ZM68 133H66V135H67ZM99 134V133H98ZM101 134H102V132H101ZM117 134H119V133H117ZM124 133H122V135H123ZM125 134H127V133H125ZM166 134V133H165ZM194 134V133H193ZM198 134V133H197ZM215 134V133H214ZM229 134V133H228ZM244 134V133H243ZM256 134V133H255ZM26 135V134H25ZM36 135V134H35ZM38 135H40V134H38ZM50 135H51V133H50ZM53 135H54V133H53ZM108 135H110V134H107V136ZM130 135V134H129ZM128 135V136H129ZM217 135V134H216ZM223 135V134H222ZM221 135V136H222ZM59 136H60V134H59ZM64 136V135H63ZM112 136V135H111ZM114 136V135H113ZM112 136V137H113ZM117 136V135H116ZM138 136V135H137ZM172 136H174V135H172ZM183 136V135H182ZM185 136V135H184ZM183 136V137H184ZM192 136V135H191ZM224 136V135H223ZM230 136H232V135H230ZM247 136V135H246ZM250 136V133H249V135H248V137ZM53 136H51V138H52ZM142 137V136H141ZM147 137V136H146ZM159 137V136H158ZM167 137H170V135L169 136H167ZM188 137V136H187ZM227 137V136H226ZM235 137V136H234ZM239 137H240V135H239ZM242 137H243V135H242ZM14 138V137H13ZM58 137H56V139H57ZM64 138V137H63ZM115 138V137H114ZM113 138V139H114ZM120 138V137H119ZM122 138H123V136H122ZM130 138H132V137H130ZM138 138V137H137ZM144 138V137H143ZM142 138V139H143ZM148 138V137H147ZM238 138V137H237ZM237 138H235V139H237ZM20 139V138H19ZM28 139V138H27ZM107 139H108V137H107ZM121 139V138H120ZM125 139V138H124ZM154 139V138H153ZM166 139V138H165ZM188 139H189V137H188ZM194 139V138H193ZM193 139H191V140H193ZM201 139V138H200ZM226 139V138H225ZM248 139V138H247ZM45 140V139H44ZM44 140H43V142H44ZM47 140V139H46ZM52 140V139H51ZM62 140V139H61ZM67 140H68V138H67ZM137 140V139H136ZM138 140H139V138H138ZM144 140V139H143ZM146 140V139H145ZM161 140H162V137H161ZM209 140V139H208ZM211 140V139H210ZM238 140V139H237ZM244 140V139H243ZM246 140V139H245ZM16 141V140H15ZM65 141V140H64ZM69 141H70V139H69ZM72 141V140H71ZM70 141V142H71ZM109 141V140H108ZM114 141V140H113ZM121 141H122V139H121ZM132 141V140H131ZM176 141V140H175ZM195 141V140H194ZM207 141V140H206ZM239 141V140H238ZM248 141V140H247ZM49 142V141H48ZM75 142V141H74ZM117 142V141H116ZM118 142H119V139H118ZM136 142V141H135ZM141 142V141H140ZM148 142V141H147ZM159 142V141H158ZM168 142H170L169 141V138H168ZM197 142V141H196ZM204 142V141H203ZM202 142V143H203ZM208 142V141H207ZM240 142V141H239ZM12 143V142H11ZM10 143V144H11ZM46 143V142H45ZM53 143V142H52ZM64 143V142H63ZM130 143V142H129ZM138 143V142H137ZM144 143V142H143ZM149 143V142H148ZM147 143V144H148ZM151 143V142H150ZM162 143H163V141H162ZM182 143V142H181ZM206 143V142H205ZM244 143V142H243ZM248 143V142H247ZM251 143V142H250ZM13 144V143H12ZM15 144V143H14ZM18 144V143H17ZM57 144H59V143H57ZM71 144H73V143H71ZM74 144H76V142L74 143ZM73 144V145H74ZM101 144V143H100ZM109 144H110V142H109ZM115 144V143H114ZM142 144V143H141ZM158 144V143H157ZM174 144V143H173ZM186 144V143H185ZM189 143H187V145H188ZM194 144H195V142H194ZM201 144V143H200ZM200 144L198 145V146H200ZM232 144H233V142H232ZM237 144V143H236ZM4 145V144H3ZM22 145V144H21ZM20 145V146H21ZM29 145V144H28ZM61 145H62V143H61ZM111 145H112V143H111ZM110 145V146H111ZM123 145H125V144H123ZM129 145V144H128ZM128 145H126V149H128L129 147H128ZM144 145V144H143ZM184 145V144H183ZM187 145H186V147H187ZM205 145V144H204ZM244 145V144H243ZM243 145H241V146H243ZM76 146V145H75ZM74 146V147H75ZM77 146H79V145H77ZM94 146V145H93ZM114 146V145H113ZM112 146V147H113ZM137 146H138V144H137ZM140 146V145H139ZM152 146H154V145H152ZM190 146V145H189ZM206 146V145H205ZM249 145L247 144V147H248ZM1 147H3V146H1ZM8 147V146H7ZM13 147H15V146H13ZM26 147V146H25ZM70 147V146H69ZM99 147V146H98ZM108 147H109V145H108ZM107 147V148H108ZM123 147V146H122ZM136 147V146H135ZM142 147V146H141ZM145 147H147V146H145ZM193 147V146H192ZM238 148H239V146H237ZM247 147H245L246 149H248ZM257 147V146H256ZM256 147H254V148H256ZM5 148V147H4ZM41 148V147H40ZM40 148H39V150H40ZM65 147H63L62 149H64ZM67 148V147H66ZM73 148V147H72ZM71 148V149H72ZM76 149H79V148H77V147H75ZM81 148V147H80ZM86 148V147H85ZM117 148V147H116ZM131 148V147H130ZM149 148V147H148ZM198 148V147H197ZM232 148H234L233 146H232ZM243 148V147H242ZM251 148V147H250ZM9 149V148H8ZM61 149V150H62ZM75 149V150H76ZM83 149V148H82ZM90 149V148H89ZM89 149H88V152H89ZM96 149V148H95ZM118 149V148H117ZM119 149H120V147H119ZM141 149H143V148H141ZM141 149H139L140 151H141ZM147 149V148H146ZM145 149V150H146ZM177 149V148H176ZM178 149H180V148H178ZM191 149V148H190ZM205 149V148H204ZM208 149V148H207ZM244 149V148H243ZM3 150V149H2ZM14 150V149H13ZM81 150V149H80ZM93 150V149H92ZM98 150V149H97ZM102 150V149H101ZM105 150V149H104ZM111 150H113V149H111ZM122 150V149H121ZM123 150H124V148H123ZM138 150V149H137ZM162 150V149H161ZM160 150V151H161ZM167 150H168V147H167ZM181 150V149H180ZM182 150H184V149H182ZM188 150V149H187ZM257 150V149H256ZM4 151V150H3ZM19 151V150H18ZM17 151V152H18ZM67 151V150H66ZM66 151H65V153H66ZM91 151V150H90ZM103 151V150H102ZM107 151V150H106ZM115 151V150H114ZM125 151V150H124ZM127 151V150H126ZM159 151V152H160ZM170 151V150H169ZM168 151V152H169ZM173 151V150H172ZM175 151V150H174ZM191 151H193V150H191ZM250 151H252V149L250 150ZM11 152V151H10ZM92 152V151H91ZM94 152V151H93ZM100 152V151H99ZM104 152V151H103ZM118 152V151H117ZM129 152V151H128ZM146 152V151H145ZM144 152V153H145ZM154 151H152V153H153ZM167 152V151H166ZM185 152V151H184ZM203 152V151H202ZM205 152V151H204ZM208 152V151H207ZM206 152V153H207ZM213 152V151H212ZM211 152V153H212ZM242 152V151H241ZM240 152V153H241ZM254 152V151H253ZM258 151H256L255 153H257ZM7 153V152H6ZM22 153V152H21ZM63 153V152H62ZM65 153H63V154H65ZM86 153V152H85ZM84 153V154H85ZM98 153V152H97ZM124 153V152H123ZM155 153H156V151H155ZM164 153H165V151H164ZM190 153V152H189ZM197 153V152H196ZM245 153H246V151H245ZM28 154V153H27ZM83 154V155H84ZM94 154V153H93ZM107 154V153H106ZM106 154L104 155V156H106ZM111 154V153H110ZM113 154V153H112ZM117 154H119V153H117ZM122 154V153H121ZM125 154V153H124ZM136 154V153H135ZM142 154V153H141ZM166 154V153H165ZM184 154V153H183ZM185 154H187V152L185 153ZM191 154V153H190ZM200 153H198V155H199ZM204 154V153H203ZM218 154V153H217ZM247 154V153H246ZM245 154V155H246ZM260 154V153H259ZM32 155V154H31ZM65 155H67V154H65ZM68 155H71V154H68ZM74 155V154H73ZM97 155V154H96ZM108 155V154H107ZM125 155H127V154H125ZM140 155V154H139ZM147 155V154H146ZM164 155V154H163ZM5 156V155H4ZM25 156H26V154H25ZM86 156H87V154H86ZM114 156V155H113ZM141 156V155H140ZM145 156V155H144ZM166 156V155H165ZM164 156V157H165ZM168 156V155H167ZM169 156H172V155H169ZM182 156V155H181ZM184 156H186V155H184ZM195 156V155H194ZM260 156H262V155H260ZM1 157V156H0ZM75 157H77V156H75ZM74 157V158H75ZM80 157V156H79ZM85 157V156H84ZM89 157V156H88ZM90 157H92V156H90ZM96 157V156H95ZM99 157H101V156H99ZM117 157H118V155H117ZM139 157V156H138ZM156 157V156H155ZM160 157V156H159ZM163 157V158H164ZM174 157V156H173ZM189 157H191L190 155H189ZM253 157V156H252ZM8 158V157H7ZM13 158V157H12ZM22 158V157H21ZM21 158H19V159H21ZM32 158H33V156H32ZM78 158V157H77ZM161 158V157H160ZM167 158V157H166ZM165 158V159H166ZM184 158V157H183ZM186 158V157H185ZM184 158V159H185ZM188 158V157H187ZM192 158H194V157H192ZM200 158V157H199ZM254 158V157H253ZM255 158H256V156H255ZM257 158L258 159H261V157H259V156H257ZM81 159V158H80ZM90 159V158H89ZM92 159V158H91ZM122 159V158H121ZM148 159V158H147ZM162 159V158H161ZM165 159H162V160H165ZM170 159V158H169ZM174 159H175V157H174ZM178 159V158H177ZM198 159V158H197ZM246 159H247V156H246ZM13 160V159H12ZM17 160V159H16ZM73 160H76V159H73ZM94 160V159H93ZM96 160H97V158H96ZM256 160V159H255ZM10 161V160H9ZM8 161V162H9ZM64 161V160H63ZM72 161V160H71ZM70 161V162H71ZM81 160H79V162H80ZM118 161V160H117ZM121 161H123V160H121ZM158 161V160H157ZM172 161V160H171ZM175 161V160H174ZM185 161V160H184ZM188 161V160H187ZM199 161V160H198ZM3 162V161H2ZM19 162H21V161H19ZM53 162V161H52ZM95 162V161H94ZM102 162V161H101ZM104 162V161H103ZM183 162V161H182ZM192 162V161H191ZM197 162V161H196ZM29 163V162H28ZM34 163V162H33ZM74 163V162H73ZM92 164H93V161L91 162ZM178 163V162H177ZM181 163V162H180ZM197 163H199V162H197ZM197 163H196V165H197ZM260 163H261V161H260ZM9 164H11V163H9ZM14 164V163H13ZM66 164H67V162H66ZM90 164V163H89ZM91 164V165H92ZM102 164V163H101ZM182 164V163H181ZM191 164V163H190ZM201 164V163H200ZM209 164V163H208ZM74 165V164H73ZM82 165H83V163H82ZM170 165V164H169ZM189 165V164H188ZM206 165H207V162H206ZM210 165V164H209ZM219 165V164H218ZM245 165V164H244ZM3 166V165H2ZM70 166H72V164L70 165ZM79 166V165H78ZM86 166V165H85ZM97 166V165H96ZM102 166H104V165H102ZM192 166V165H191ZM204 166H205V164H204ZM211 166V165H210ZM246 166V165H245ZM9 167V166H8ZM12 167V166H11ZM23 167V166H22ZM22 167H20V168H22ZM77 167V166H76ZM81 167H83V166H81ZM90 167V166H89ZM100 167V166H99ZM121 167V166H120ZM119 167V168H120ZM124 167V166H123ZM170 167H171V165H170ZM177 167V166H176ZM179 168H180V166H178ZM183 167V166H182ZM198 167V166H197ZM196 167V168H197ZM200 167H201V165H200ZM256 167V166H255ZM261 167H263V165L261 166ZM62 168V167H61ZM148 168V167H147ZM195 168V169H196ZM207 168V167H206ZM210 168V167H209ZM232 168V167H231ZM239 168V167H238ZM3 169V168H2ZM9 169V168H8ZM36 169V168H35ZM62 169H64V168H62ZM79 170H80V168H78ZM86 169H88V168H86ZM126 169H127V167H126ZM137 169V168H136ZM141 169H143V168H141ZM168 169V168H167ZM166 169V170H167ZM170 169V168H169ZM184 169V168H183ZM182 169V170H183ZM188 169V168H187ZM226 169V168H225ZM10 170V169H9ZM30 170V169H29ZM34 170V169H33ZM67 170V169H66ZM89 170V169H88ZM93 170V169H92ZM132 170V169H131ZM165 170V171H166ZM177 170V169H176ZM185 170V169H184ZM264 170V169H263ZM31 171V170H30ZM36 171H38V170H35V172ZM41 171V170H40ZM62 171H64V170H62ZM70 171V170H69ZM83 171H84V169H83ZM90 171V170H89ZM96 171V170H95ZM104 171H105V169H104ZM119 171V170H118ZM122 171V170H121ZM126 171V170H125ZM146 171V170H145ZM180 171V170H179ZM17 172V171H16ZM32 172H34V171H32ZM107 172V171H106ZM120 172V171H119ZM142 172H143V170H142ZM169 172V171H168ZM1 173V172H0ZM4 173V172H3ZM19 173H20V170H19ZM44 173V172H43ZM54 173H56V172H54ZM63 173V172H62ZM62 173H60V174H62ZM90 173V172H89ZM136 173V172H135ZM139 173V172H138ZM175 173V172H174ZM176 173H177V171H176ZM183 173V172H182ZM243 173V172H242ZM9 174V173H8ZM21 174V173H20ZM23 174H24V170H23ZM22 174V175H23ZM29 174H31V173H29ZM38 174V173H37ZM36 174V175H37ZM40 174V173H39ZM38 174V175H39ZM49 174V173H48ZM66 174V173H65ZM73 174H74V172H73ZM72 173H71V175H73ZM78 174H79V172H78ZM112 174V173H111ZM128 174V173H127ZM145 174V173H144ZM152 174H154V173H152ZM157 174H159V173H157ZM6 175V174H5ZM4 175V176H5ZM47 175V174H46ZM84 175V174H83ZM86 175V174H85ZM91 175V174H90ZM89 175V176H90ZM113 175V174H112ZM119 175V174H118ZM141 175V174H140ZM148 175V174H147ZM238 175V174H237ZM11 176V175H10ZM40 176V175H39ZM49 176H51V175H49ZM77 175H75V177H76ZM93 176V175H92ZM98 176H99V174H98ZM111 176V175H110ZM131 176V175H130ZM160 176V175H159ZM21 177V176H20ZM25 177H26V175H25ZM28 177V176H27ZM46 177V176H45ZM56 177V176H55ZM73 176H71L70 178L72 179V181H73V178H75V177H73ZM82 177V176H81ZM86 177V176H85ZM94 177H96V176H94ZM106 177V176H105ZM112 178H113V176H111ZM115 177H117V175L115 176ZM120 177H123V176H119V177H117V178H120ZM216 177V176H215ZM218 177H220V176H218ZM217 177V178H218ZM225 177V176H224ZM232 176H230V178H231ZM234 177V176H233ZM242 177V176H241ZM2 178H4V177H2ZM11 178V177H10ZM23 178V177H22ZM48 178V177H47ZM65 178V177H64ZM66 178H68V177H66ZM65 178V179H66ZM76 178H78V177H76ZM109 179H110V177H108ZM129 177H127V179H128ZM165 178V177H164ZM223 178V177H222ZM251 178V177H250ZM14 179V178H13ZM16 179V178H15ZM49 179V178H48ZM51 179V178H50ZM54 179V178H53ZM79 179V178H78ZM77 179V180H78ZM81 179V178H80ZM87 179V178H86ZM191 179H193V178H191ZM242 179V178H241ZM8 180V179H7ZM12 180V179H11ZM21 180V179H20ZM23 180H25V179H23ZM32 180V179H31ZM38 180H41V178L40 179H38ZM45 180H46V178H45ZM44 180V181H45ZM62 179H60V181H61ZM89 180H93V179H89ZM116 180V179H115ZM124 180H125V178H124ZM138 180H139V178H138ZM160 180H161V178H160ZM164 180H166V179H164ZM164 180H162V181H164ZM168 180V179H167ZM198 180V179H197ZM223 180V179H222ZM1 181H2V179H1ZM29 181V180H28ZM53 181H55V180H53ZM66 181V180H65ZM140 181V180H139ZM142 181V180H141ZM215 181H217V180H215ZM12 182V181H11ZM14 182H17V181H14ZM38 182V181H37ZM46 182V181H45ZM63 182V181H62ZM78 182V181H77ZM102 182V181H101ZM10 183V182H9ZM8 183V184H9ZM24 183H26V182H24ZM40 183H42V182H40ZM44 183V182H43ZM71 182H69V184H70ZM76 183V182H75ZM105 183V182H104ZM107 183V182H106ZM118 183H119V181H118ZM166 183H168V182H166ZM218 183V182H217ZM221 183V182H220ZM15 184V183H14ZM56 185H57V183H55ZM54 184V185H55ZM72 184V183H71ZM87 184V183H86ZM123 184V183H122ZM127 184V183H126ZM130 184V183H129ZM249 184H251V185H259V181H257V180H255V179H253V178H251V180H250V183ZM20 185V184H19ZM55 185V186H56ZM64 185V184H63ZM62 184H61V187L63 186ZM89 185V184H88ZM92 185V184H91ZM120 184H118V186H119ZM132 185V184H131ZM153 185V184H152ZM160 185V184H159ZM207 185V184H206ZM2 186V185H1ZM8 186V185H7ZM6 186V187H7ZM14 186V185H13ZM21 186H23V184L21 185ZM27 186V185H26ZM64 186H66V185H64ZM63 186V187H64ZM101 186V185H100ZM24 187H25V185H24ZM36 187V186H35ZM51 187V186H50ZM60 187V188H61ZM62 187V188H63ZM77 187V186H76ZM117 187V186H116ZM171 186H169V188H170ZM5 188V187H4ZM11 188V187H10ZM71 188V187H70ZM69 188V189H70ZM86 188V187H85ZM100 188V187H99ZM134 188V187H133ZM136 188V187H135ZM150 188V187H149ZM155 188V187H154ZM16 189V188H15ZM43 189V188H42ZM48 189V188H47ZM64 189V188H63ZM63 189H61V190H63ZM72 190L74 189V188H71ZM138 189V188H137ZM141 189V188H140ZM159 189V188H158ZM20 190H21V188H20ZM27 190V189H26ZM45 190V189H44ZM55 190V189H54ZM110 190H112V189H110ZM118 190V189H117ZM124 190V189H123ZM144 190V189H143ZM156 190V189H155ZM6 191V190H5ZM38 191V190H37ZM51 191V190H50ZM59 191V190H58ZM66 191H67V189H66ZM71 191V190H70ZM95 191H96V189H95ZM99 191H100V189H99ZM104 191V190H103ZM122 191V190H121ZM120 191V192H121ZM129 191V190H128ZM138 191H139V189H138ZM154 191V190H153ZM169 191V190H168ZM171 191V190H170ZM8 192V191H7ZM18 192V191H17ZM63 192V191H62ZM93 192V191H92ZM101 192V191H100ZM110 192V191H109ZM119 192V191H118ZM136 192V191H135ZM150 192V191H149ZM9 193H11V192H9ZM26 193V192H25ZM55 193V192H54ZM58 193V192H57ZM60 193H61V191H60ZM74 193V192H73ZM97 192H95V194H96ZM99 193V192H98ZM107 193V192H106ZM130 193V192H129ZM128 193V194H129ZM133 193V192H132ZM151 193V192H150ZM161 193V192H160ZM165 193V192H164ZM7 194V193H6ZM12 194V193H11ZM19 194V193H18ZM30 194V193H29ZM105 194V193H104ZM116 194V193H115ZM119 194V193H118ZM134 194V193H133ZM142 194V193H141ZM140 194V195H141ZM152 194V193H151ZM1 195V194H0ZM5 195V194H4ZM7 195H9V194H7ZM22 195V194H21ZM20 195V196H21ZM24 195V194H23ZM28 195V194H27ZM40 195V194H39ZM38 195V196H39ZM58 195V194H57ZM63 195H64V193H63ZM98 195V194H97ZM99 195H101L100 193H99ZM120 195H121V193H120ZM130 195V194H129ZM177 195H179V194H177ZM20 196L18 197V198H20ZM89 196H90V194H89ZM123 196V195H122ZM150 196V195H149ZM162 196V195H161ZM170 196H173V195H170ZM257 196V195H256ZM4 197H6V195L4 196ZM15 197H16V195H15ZM23 197V196H22ZM25 198H26V196H24ZM58 197V196H57ZM64 197V196H63ZM70 197V196H69ZM119 197V196H118ZM142 197V196H141ZM175 197V196H174ZM258 197V196H257ZM2 198V197H1ZM8 198V197H7ZM29 198V197H28ZM37 198V197H36ZM56 198V197H55ZM59 198V197H58ZM58 198H56V200L58 199ZM72 198H73V196H72ZM100 198V197H99ZM103 198V197H102ZM105 198H106V196H105ZM110 198V197H109ZM116 198V197H115ZM138 198H140V197H138V194H137V200H138ZM144 198H146V197H144ZM143 198V200H145ZM152 198V197H151ZM150 198V199H151ZM171 198V197H170ZM169 198V199H170ZM261 199H263L262 197H260ZM16 199V198H15ZM45 199V198H44ZM67 199H69V198H67ZM136 199V198H135ZM147 199V198H146ZM148 199H149V197H148ZM149 199V200H150ZM157 199H159V198H157ZM0 200H2V199H0ZM9 200V199H8ZM10 200H12V199H10ZM21 200H22V198H21ZM20 200V201H21ZM46 200V199H45ZM55 200V199H54ZM60 200V199H59ZM62 200H63V198H62ZM101 200V199H100ZM121 200V199H120ZM123 201H124V199H122ZM134 200V199H133ZM154 200V199H153ZM160 200V199H159ZM230 200V199H229ZM3 201V200H2ZM64 201V200H63ZM105 201V200H104ZM104 201H102L101 200V202H104ZM126 201V200H125ZM136 201V200H135ZM135 201H133V202H135ZM138 201H140V200H138ZM146 201V200H145ZM162 201H163V199H162ZM241 201V200H240ZM12 202V201H11ZM24 202V201H23ZM22 202V203H23ZM41 202V201H40ZM57 201H55L54 202V204L56 203ZM107 202V201H106ZM117 202V201H116ZM128 202V201H127ZM142 202V201H141ZM158 202V201H157ZM166 202V201H165ZM230 202V201H229ZM243 202V201H242ZM263 202V201H262ZM0 203H2V202H0ZM5 203V202H4ZM21 203V204H22ZM29 203V202H28ZM131 203V202H130ZM138 203V202H137ZM146 204H148L147 203V201L145 202ZM154 203V202H153ZM159 203V202H158ZM157 203V204H158ZM167 203H169V202H167ZM232 203V202H231ZM234 203V202H233ZM45 204V203H44ZM58 204H59V201H58ZM61 204V203H60ZM66 204V203H65ZM99 204V203H98ZM102 204V203H101ZM105 204V203H104ZM118 204V203H117ZM129 204V203H128ZM135 204V203H134ZM161 204V203H160ZM170 204V203H169ZM187 204V203H186ZM224 204V203H223ZM4 205V204H3ZM11 205H13V204H11ZM63 206H64V204H62ZM119 205V204H118ZM123 205V204H122ZM152 205V204H151ZM185 205V204H184ZM228 205H231V204H228ZM233 205H236V204H233ZM232 205V206H233ZM0 206H1V204H0ZM56 206V205H55ZM67 206V205H66ZM96 206V205H95ZM114 206V205H113ZM123 206H125V205H123ZM127 206H129V205H127ZM126 206V207H127ZM143 206V205H142ZM165 206H168V204L167 205H165ZM186 206H188V205H186ZM241 206V205H240ZM250 206V205H249ZM19 207V206H18ZM120 207V206H119ZM131 207V206H130ZM139 207V206H138ZM162 207V206H161ZM181 207V206H180ZM231 207V206H230ZM242 207V206H241ZM245 207V206H244ZM261 207V206H260ZM5 208V207H4ZM7 208V207H6ZM5 208V209H6ZM13 208V207H12ZM39 208V207H38ZM73 208V207H72ZM76 208V207H75ZM101 208V207H100ZM107 208V207H106ZM114 208H115V206H114ZM156 208V207H155ZM158 208V207H157ZM171 208H172V206H171ZM176 208V207H175ZM217 208H218V206H217ZM232 208V207H231ZM236 208V207H235ZM234 208V209H235ZM246 208V207H245ZM253 208V207H252ZM251 208V209H252ZM259 208V207H258ZM25 209V208H24ZM42 209H44V208H41V210ZM68 209V208H67ZM69 209H70V207H69ZM102 209V208H101ZM159 209H161V208H159ZM163 209V208H162ZM229 209V208H228ZM234 209H233V211H234ZM254 209V208H253ZM4 210V209H3ZM7 210V209H6ZM34 210V209H33ZM56 210V209H55ZM64 210V209H63ZM90 210V209H89ZM105 210V209H104ZM103 210V211H104ZM113 210V209H112ZM154 210V209H153ZM168 210V209H167ZM173 210H174V208H173ZM221 210V209H220ZM13 211V210H12ZM67 211V210H66ZM69 211V210H68ZM79 211V210H78ZM117 211H118V209H117ZM147 211V210H146ZM158 211V210H157ZM180 211H181V209H180ZM240 211V210H239ZM254 211V210H253ZM0 212H1V210H0ZM7 212V211H6ZM5 212V213H6ZM28 212V211H27ZM43 212V211H42ZM53 212V211H52ZM56 212V211H55ZM85 212H86V210H85ZM97 212V211H96ZM101 212H102V210H101ZM155 212V211H154ZM164 212V211H163ZM230 212V211H229ZM252 212V211H251ZM2 213H4V212H2ZM30 213V212H29ZM145 213V212H144ZM147 213V212H146ZM217 213H218V211H217ZM237 213V212H236ZM8 214H10V213H8L7 212V215ZM13 214H15V213H13ZM40 214V213H39ZM43 214V213H42ZM46 214H47V212H46ZM49 214H51V213H49ZM61 214V213H60ZM223 214V213H222ZM229 214V213H228ZM232 214H234V213H232ZM11 215V214H10ZM16 215V214H15ZM75 214H73V217L72 218H74L75 216H74ZM112 215V214H111ZM152 215V214H151ZM158 215V214H157ZM171 215V214H170ZM180 215H181V212H180ZM5 216V215H4ZM35 216V215H34ZM40 216V215H39ZM44 216V215H43ZM48 216V215H47ZM53 216V215H52ZM146 216V215H145ZM168 216H169V214H168ZM172 216V215H171ZM223 216H225V215H223ZM244 216V215H243ZM252 216V215H251ZM21 217V216H20ZM28 217V216H27ZM54 217H55V215H54ZM53 217V218H54ZM62 217V216H61ZM112 217V216H111ZM152 217V216H151ZM174 217V216H173ZM184 217H186V216H184ZM183 217V218H184ZM208 217V216H207ZM229 217V216H228ZM12 218V217H11ZM15 219H16V217H14ZM38 218V217H37ZM45 218V217H44ZM48 218V217H47ZM46 218V219H47ZM50 218H51V215H50ZM68 218V217H67ZM71 217H69V219H70ZM136 218V217H135ZM164 219H165V217H163ZM221 218V217H220ZM224 218V217H223ZM237 218V217H236ZM240 218V217H239ZM242 218V217H241ZM240 218V219H241ZM36 219V218H35ZM39 219V218H38ZM154 219V218H153ZM152 219V220H153ZM157 219V218H156ZM159 219V218H158ZM178 219V218H177ZM184 219H186V218H184ZM215 219V218H214ZM235 219V218H234ZM233 218L231 219V220H234ZM22 219H20V221H21ZM51 220V219H50ZM135 220V219H134ZM161 220V219H160ZM166 220V219H165ZM168 220V219H167ZM207 220V219H206ZM212 220V219H211ZM218 220H220V219H218ZM229 220V219H228ZM19 221V220H18ZM34 221V220H33ZM156 221V220H155ZM186 221H188V220H186ZM216 221V220H215ZM241 221V220H240ZM264 221V220H263ZM262 221V222H263ZM23 222V221H22ZM48 222V221H47ZM51 222V221H50ZM54 222V221H53ZM52 222V223H53ZM107 222H109V221H107ZM208 222H210V221H208ZM220 222H222V221H220ZM226 222V221H225ZM224 222V223H225ZM228 222V221H227ZM35 223V222H34ZM38 223V222H37ZM72 223V222H71ZM204 223H206V222H204ZM213 223V222H212ZM73 224V223H72ZM217 224V223H216ZM220 224V223H219ZM235 224V223H234ZM246 224V223H245ZM249 224V223H248ZM262 224V223H261ZM51 225H53V224H51ZM63 225V224H62ZM149 225H151V224H149ZM155 225V224H154ZM54 226V225H53ZM53 226H52V228H53ZM204 226V225H203ZM210 226H211V223H210ZM214 226V225H213ZM219 227H221L220 225H218ZM227 226V225H226ZM263 226V225H262ZM45 227V226H44ZM145 227H146V225H145ZM169 227V226H168ZM222 227H224L223 225H222ZM221 227V228H222ZM228 227V226H227ZM227 227H226V229H227ZM250 227V226H249ZM40 228V227H39ZM42 228V227H41ZM47 228V227H46ZM129 228V227H128ZM147 228V227H146ZM153 228V227H152ZM203 228H205V229H207V227L205 226V227H203ZM212 228V227H211ZM235 228V227H234ZM243 228V227H242ZM253 228V227H252ZM252 228H251V230H252ZM260 229H261V227H259ZM92 229V228H91ZM125 229V228H124ZM6 230V229H5ZM77 230V229H76ZM110 230V229H109ZM122 230V229H121ZM150 230V229H149ZM160 230V229H159ZM222 230V229H221ZM244 230V229H243ZM246 230H247V228H246ZM254 230H255V228H254ZM253 230V231H254ZM258 230V229H257ZM33 231V230H32ZM31 231V232H32ZM97 231V230H96ZM104 231V230H103ZM114 231V230H113ZM112 231V232H113ZM133 231V230H132ZM166 231V230H165ZM171 231V230H170ZM210 231V230H209ZM228 231V230H227ZM226 231V232H227ZM235 231V230H234ZM233 231V232H234ZM264 231V230H263ZM56 232V231H55ZM80 232V231H79ZM152 232V231H151ZM183 232V231H182ZM204 232H207V230L205 231L204 230ZM203 232V233H204ZM220 232V231H219ZM223 232H225V231H223ZM239 232V231H238ZM237 232V233H238ZM248 232V231H247ZM246 232V233H247ZM255 232V231H254ZM259 232V231H258ZM3 233V232H2ZM6 233V232H5ZM21 233V232H20ZM23 233V232H22ZM117 233V232H116ZM115 233V234H116ZM131 233V232H130ZM137 233V232H136ZM153 233V232H152ZM181 233V232H180ZM203 233H201V234H203ZM208 233V232H207ZM213 233H214V231H213ZM222 233V232H221ZM263 233V232H262ZM12 234V233H11ZM56 234V233H55ZM74 234V233H73ZM97 234V233H96ZM133 234V233H132ZM141 234V233H140ZM143 234V233H142ZM146 234V233H145ZM160 234V233H159ZM171 234V233H170ZM210 234H212V233H210ZM209 234V235H210ZM223 234V233H222ZM231 234H233L232 232H231ZM242 234V233H241ZM248 234V233H247ZM258 234V233H257ZM261 234V233H260ZM259 234V235H260ZM13 235V234H12ZM17 235V234H16ZM41 235V234H40ZM119 235V234H118ZM134 235V234H133ZM133 235H132V237H133ZM206 235V234H205ZM208 235V234H207ZM206 235V236H207ZM213 235V234H212ZM224 235V234H223ZM249 235H250V233H249ZM5 236V235H4ZM14 236H15V234H14ZM13 236V237H14ZM54 236V235H53ZM121 236H122V234H121ZM153 236V235H152ZM184 236V235H183ZM216 236V235H215ZM232 236V235H231ZM252 236V235H251ZM1 237H3V236H1ZM9 237V236H8ZM10 237H11V235H10ZM24 237H26V236H24ZM76 237V236H75ZM115 237V236H114ZM123 237V236H122ZM135 237H136V235H135ZM140 237V236H139ZM159 237V236H158ZM166 237V236H165ZM227 237V236H226ZM247 236H245L244 237V239L246 238ZM262 237V236H261ZM264 237V236H263ZM4 238V237H3ZM21 238V237H20ZM42 238V237H41ZM90 238V237H89ZM93 238V237H92ZM107 238V237H106ZM128 238V237H127ZM131 238V237H130ZM141 238V237H140ZM143 238V237H142ZM198 238V237H197ZM206 238V237H205ZM214 238V237H213ZM216 238H218V237H216ZM221 238V237H220ZM233 238V237H232ZM237 238V240H238V237H236ZM239 238H241V237H239ZM256 238V237H255ZM254 238V239H255ZM5 239V238H4ZM9 239V238H8ZM13 239V238H12ZM121 239V238H120ZM137 239V238H136ZM135 239V240H136ZM171 239V238H170ZM169 239V240H170ZM204 239V238H203ZM209 239V238H208ZM207 239V240H208ZM212 239V238H211ZM230 239V238H229ZM253 239V238H252ZM21 240H23V237H22V239ZM48 240H50V238L48 239ZM88 240V239H87ZM91 240V239H90ZM95 240H97V238L95 239ZM111 240V239H110ZM119 240V239H118ZM124 240V239H123ZM129 240V239H128ZM166 240H168V239H166ZM210 240V239H209ZM208 240V241H209ZM223 240H225V238L223 239ZM257 240H259V239H257ZM37 241H39V240H37ZM53 241V240H52ZM55 241V240H54ZM89 241V240H88ZM87 241V242H88ZM93 241V240H92ZM107 242H108V239L106 240ZM105 241V242H106ZM130 241V240H129ZM141 241V240H140ZM140 241H137V242H140ZM160 241V240H159ZM174 241V240H173ZM201 241V240H200ZM211 241V240H210ZM217 241V240H216ZM239 241V240H238ZM250 241V240H249ZM260 241V240H259ZM264 241V240H263ZM1 242V241H0ZM4 242V241H3ZM9 242H11L10 240H9ZM26 242V241H25ZM84 242V241H83ZM89 242H91V241H89ZM106 242V243H107ZM114 242V241H113ZM132 242H134V240H132ZM165 242V241H164ZM172 242V241H171ZM214 242V241H213ZM229 242V241H228ZM232 242V241H231ZM253 242V241H252ZM251 242V243H252ZM257 242V241H256ZM23 243V242H22ZM52 243V242H51ZM85 243V242H84ZM102 243H103V241H102ZM120 243V242H119ZM122 243V242H121ZM124 243H126V242H124ZM123 243V244H124ZM170 243V242H169ZM206 243V242H205ZM215 243H217V242H215ZM219 243H222V240H221V242H219ZM218 243V244H219ZM225 243H226V241H225ZM242 243V242H241ZM250 243V242H249ZM249 243H247V244H249ZM258 243H260V242H258ZM11 244H12V242H11ZM20 244V243H19ZM33 244V243H32ZM36 244V243H35ZM46 244V243H45ZM91 244V243H90ZM104 245H105V243H103ZM108 244V243H107ZM112 244V243H111ZM168 244V243H167ZM177 244V243H176ZM184 244V242L182 243V245ZM208 243H206V245H207ZM210 244V243H209ZM208 244V245H209ZM236 244V243H235ZM237 244H238V242H237ZM2 245V244H1ZM7 245V244H6ZM16 245V244H15ZM51 245V244H50ZM56 245H58V244H56ZM96 245V244H95ZM126 245V244H125ZM135 245H137V244H135ZM150 245V244H149ZM179 245V244H178ZM177 245V246H178ZM221 245V244H220ZM222 245H223V243H222ZM250 246H251V244H249ZM262 245V244H261ZM12 246V245H11ZM32 246V245H31ZM46 246H48V245H46ZM100 246H103V245H101V243H100ZM111 246V245H110ZM124 246V245H123ZM146 246V245H145ZM151 246V245H150ZM160 246V245H159ZM166 246V245H165ZM165 246H163V247H165ZM174 246V245H173ZM210 246V245H209ZM245 246V245H244ZM257 246V245H256ZM7 247V246H6ZM34 247H35V245H34ZM38 247V246H37ZM93 247L95 248V246H94V244H93ZM99 247V246H98ZM117 247V246H116ZM124 247H126V246H124ZM170 247V246H169ZM202 247V246H201ZM213 247H214V245H213ZM222 247V246H221ZM224 247V246H223ZM226 247V246H225ZM229 247V246H228ZM240 247V246H239ZM242 247V246H241ZM3 248V247H2ZM5 248V247H4ZM9 248V247H8ZM7 248V249H8ZM13 248H15V246H13ZM18 248V247H17ZM24 248V247H23ZM50 248V247H49ZM52 248V247H51ZM104 248H106L105 246H104ZM110 248V247H109ZM112 248V247H111ZM115 248V247H114ZM127 248V247H126ZM138 248V247H137ZM146 248V247H145ZM171 248V247H170ZM178 248H180V247H178ZM194 248V247H193ZM199 248V247H198ZM205 248V247H204ZM218 248H219V245H218ZM227 248V247H226ZM251 247H249V249H250ZM0 249H1V247H0ZM11 249V251H9V252H12V248H10ZM20 249V248H19ZM26 249V248H25ZM30 249V248H29ZM88 249V248H87ZM96 249V248H95ZM95 249L94 250H92V251H95ZM102 249V248H101ZM120 249H122V248H120ZM136 249V248H135ZM147 249V248H146ZM209 249H210V247H209ZM225 249V248H224ZM230 249V248H229ZM236 249V248H235ZM239 249V248H238ZM246 249V248H245ZM253 249H254V247H253ZM261 249H262V247H261ZM264 249V248H263ZM9 250V249H8ZM16 250V249H15ZM21 250V249H20ZM19 250V251H20ZM84 250V249H83ZM99 250H100V248H99ZM99 250H98V252H99ZM126 250V249H125ZM130 249H128V251H129ZM133 250V249H132ZM140 250V249H139ZM149 250V249H148ZM147 250V251H148ZM162 250V249H161ZM160 250V251H161ZM185 250V249H184ZM191 250V249H190ZM206 250H208V249H206ZM206 250H205V252H206ZM214 250V249H213ZM4 251V250H3ZM19 251H16L15 253H17V252H19ZM71 251V250H70ZM85 251V250H84ZM109 251V250H108ZM107 251V252H108ZM121 252L123 251V250H120ZM138 251V250H137ZM154 251V250H153ZM159 251V252H160ZM164 250H162V252H163ZM172 251V250H171ZM174 251H178V250H174ZM209 251V250H208ZM212 251V250H211ZM215 251V250H214ZM213 251V252H214ZM226 251H229V250H226ZM243 251V250H242ZM250 251V250H249ZM258 251H260V250H258ZM262 251V250H261ZM0 252H2V251H0ZM14 252V251H13ZM22 252V251H21ZM26 252V251H25ZM72 252V251H71ZM90 252V251H89ZM105 252V251H104ZM124 252H126V251H124ZM133 252V251H132ZM131 252V253H132ZM144 252V251H143ZM151 252H152V250H151ZM158 252V253H159ZM198 252H200V251H198ZM197 252V253H198ZM222 252V251H221ZM231 252V251H230ZM229 252V253H230ZM234 252V251H233ZM236 252V251H235ZM251 252V251H250ZM40 253V252H39ZM120 252H118V254H119ZM128 253V252H127ZM161 253V252H160ZM171 253V252H170ZM225 253H227V252H225ZM228 253V254H229ZM241 253V252H240ZM248 253V252H247ZM4 254V253H3ZM2 254V255H3ZM50 254V253H49ZM94 254V253H93ZM92 254V255H93ZM96 254H98V253H96ZM100 254V253H99ZM157 254V253H156ZM163 254H165V253H163ZM175 254V253H174ZM193 254V253H192ZM212 254H214V253H212ZM231 254V253H230ZM236 253H233V255H235ZM254 254V253H253ZM5 255V254H4ZM105 255H106V253H105ZM109 255H111V254H109ZM126 255V254H125ZM130 255V254H129ZM150 255V254H149ZM155 255V254H154ZM181 255V254H180ZM190 255V254H189ZM196 255V254H195ZM215 255V254H214ZM217 255V254H216ZM238 255V254H237ZM255 255H256V253H255ZM8 256V255H7ZM74 256V255H73ZM81 256V255H80ZM90 256V255H89ZM101 256V255H100ZM123 256V255H122ZM136 256V255H135ZM156 256V255H155ZM184 256V255H183ZM186 256V255H185ZM219 256V255H218ZM230 256V255H229ZM228 256V257H229ZM261 256V255H260ZM17 257V256H16ZM20 257V256H19ZM36 257V256H35ZM42 257V256H41ZM43 257L45 258V256L43 255ZM51 257V256H50ZM50 257H48L49 259H50ZM93 257V256H92ZM97 257V256H96ZM124 257H126V256H124ZM129 257V256H128ZM150 257V256H149ZM188 257H190V256H188ZM236 257V256H235ZM238 257V256H237ZM242 257V256H241ZM240 257V258H241ZM247 257V256H246ZM1 259H2V257H0ZM11 258V257H10ZM21 258H22V256H21ZM20 258V259H21ZM39 258V257H38ZM53 258V257H52ZM56 258V257H55ZM68 258V257H67ZM98 258V257H97ZM143 258H144V256H143ZM153 258V257H152ZM165 258V257H164ZM167 258V257H166ZM185 258V257H184ZM187 258V257H186ZM198 258V257H197ZM232 257H229V259H231ZM1 259H0V261H1ZM7 259V258H6ZM5 259V260H6ZM14 259V258H13ZM16 259V258H15ZM91 259H93V258H91ZM116 259V258H115ZM120 259V258H119ZM160 259V258H159ZM183 259V258H182ZM219 259H221L220 257H219ZM225 259V261H226V258H224ZM223 259V260H224ZM256 259V258H255ZM254 259V260H255ZM11 260V259H10ZM23 260V259H22ZM31 260V259H30ZM33 260H35V259H33ZM39 260H40V258H39ZM38 260V261H39ZM59 260V259H58ZM57 260V261H58ZM79 260H82V258L81 259H79ZM109 260H110V258H109ZM131 260H133V259H131ZM164 260V259H163ZM192 260V259H191ZM232 260H234V259H232ZM238 260V259H237ZM240 260V259H239ZM247 260V259H246ZM250 260V259H249ZM257 260H258V257H257ZM17 261V260H16ZM15 261V262H16ZM37 261V260H36ZM37 261V262H38ZM41 261V260H40ZM45 261H46V258H45ZM60 261V260H59ZM85 261V260H84ZM83 261V262H84ZM91 261V260H90ZM98 261V260H97ZM111 261V260H110ZM129 261V260H128ZM168 261V260H167ZM171 261V260H170ZM175 261H177V260H175ZM227 261H229L228 259H227ZM248 261V260H247ZM253 261V260H252ZM8 262V261H7ZM13 262V261H12ZM53 262V261H52ZM63 262V261H62ZM82 262V263H83ZM85 262H87V261H85ZM101 262V261H100ZM99 262V263H100ZM106 262V261H105ZM121 262H123V261H121ZM127 262V261H126ZM159 262V261H158ZM180 262V261H179ZM192 262H193V260H192ZM195 262V261H194ZM222 262V261H221ZM232 262H234V261H232ZM254 262H256V261H254ZM54 263V262H53ZM59 263V262H58ZM70 263V262H69ZM72 263H73V260H72ZM92 263V262H91ZM155 263H156V261H155ZM162 263H163V261H162ZM200 263V262H199ZM243 263V262H242ZM257 263V262H256ZM261 263V262H260ZM1 264V263H0ZM36 264V263H35ZM39 264V263H38ZM57 264V263H56ZM68 264V263H67ZM97 264V263H96ZM103 264V263H102ZM174 264V263H173ZM175 264H177L176 262H175ZM212 264V263H211ZM214 264V263H213ZM222 264V263H221ZM233 264V263H232ZM249 264H250V262H249ZM252 264H254V263H252Z\"/></svg>",
    "mask_w": 264,
    "mask_h": 264
}]
</instances>
